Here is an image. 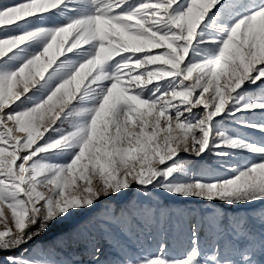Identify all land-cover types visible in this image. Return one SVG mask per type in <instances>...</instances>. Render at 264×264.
<instances>
[{
    "label": "snow or ice",
    "instance_id": "1",
    "mask_svg": "<svg viewBox=\"0 0 264 264\" xmlns=\"http://www.w3.org/2000/svg\"><path fill=\"white\" fill-rule=\"evenodd\" d=\"M153 195L200 205L178 254ZM0 264H264V0H0Z\"/></svg>",
    "mask_w": 264,
    "mask_h": 264
},
{
    "label": "rangeland",
    "instance_id": "2",
    "mask_svg": "<svg viewBox=\"0 0 264 264\" xmlns=\"http://www.w3.org/2000/svg\"><path fill=\"white\" fill-rule=\"evenodd\" d=\"M250 119L259 120L261 118L258 113L255 116L249 117ZM242 134L254 136L259 139V134L252 133L246 129H238ZM249 159H255L249 157ZM202 168L215 167L214 162L205 161L201 162ZM129 199L132 200L133 204H136L141 198L133 196L132 193L128 197H114L111 199H102L101 202L93 209L91 213L85 216L79 217L75 220L65 222L56 228L54 232H51L49 236H45L44 240H52L56 236L62 233L72 232L73 230L80 228L84 225H88L92 228V231L97 235H100V230L105 227L103 221L110 218L112 213L117 214L123 212L129 206ZM153 207L158 203L160 207V216L158 222L153 224L150 228L142 232L137 240L136 236H132V242L136 253L140 254H151L155 253L157 245L161 240L167 239L170 245V250L174 251V254H178L183 249V239L185 231V221L187 219V209L199 208L200 205L193 204L191 202H184L179 198L163 197V196H152ZM147 203V202H145ZM259 208L261 205H256ZM91 221V224H89ZM253 231L257 233V243H259V225L256 224ZM87 233L81 237V240L87 238ZM117 239H123V237L117 233Z\"/></svg>",
    "mask_w": 264,
    "mask_h": 264
},
{
    "label": "built area",
    "instance_id": "3",
    "mask_svg": "<svg viewBox=\"0 0 264 264\" xmlns=\"http://www.w3.org/2000/svg\"><path fill=\"white\" fill-rule=\"evenodd\" d=\"M57 227H58V226H57ZM57 227H54L53 230H52L51 232H54V231L56 230ZM51 232H50V233H51ZM43 238H44V237H42V239H43Z\"/></svg>",
    "mask_w": 264,
    "mask_h": 264
},
{
    "label": "trees",
    "instance_id": "4",
    "mask_svg": "<svg viewBox=\"0 0 264 264\" xmlns=\"http://www.w3.org/2000/svg\"><path fill=\"white\" fill-rule=\"evenodd\" d=\"M51 233L47 234L46 236H49Z\"/></svg>",
    "mask_w": 264,
    "mask_h": 264
}]
</instances>
